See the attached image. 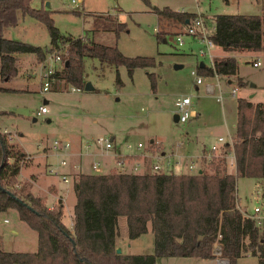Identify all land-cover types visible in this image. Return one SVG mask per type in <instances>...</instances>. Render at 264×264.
<instances>
[{
  "label": "rangeland",
  "instance_id": "1",
  "mask_svg": "<svg viewBox=\"0 0 264 264\" xmlns=\"http://www.w3.org/2000/svg\"><path fill=\"white\" fill-rule=\"evenodd\" d=\"M29 5L47 10L59 36L81 37L87 46L92 41L114 45L124 56L151 57L154 62L153 66L136 67L128 75L122 65L115 67L96 58L84 56L82 81L89 82L90 89L71 91V85L55 76L49 90L42 92L39 88L43 67L50 64L51 53L64 52L66 43L58 40L57 44L51 47L44 24L27 14L17 13L16 24L5 27L2 36L38 46L45 52L41 60H38L34 53H18L14 56L16 74L5 82L0 81V85L13 89L0 92V132L3 128L14 132L8 142L29 155L24 157L20 166H31L33 171L38 170V179L45 185H50V179L46 176L49 174L48 164L55 165L59 156H63L62 152H58L61 153L58 155L51 147V141L55 138H67L70 143L79 138L77 143L74 142L76 147L71 144V149L84 151L82 145L86 141L97 136H111L114 139L115 153L126 152L125 144L134 145L137 142L143 145V148L139 149L143 151L150 140H153L170 159L175 160L179 154L183 156L180 164L187 165L192 161L196 162L198 167L209 171L207 163L197 157L215 143L217 136H223L225 140L228 136L233 137L236 99L251 94L252 103H264L262 51L235 53V74L229 78L221 76L219 87L214 88L213 94L206 91L204 85L214 83L215 80L207 77H203L202 83L195 89L190 70L195 69L199 61L208 66L209 60L196 57L197 44H191L185 35L182 36V45H176L175 33L182 29V25L158 17L152 7H168L174 11L191 13L202 12L209 23H212L214 14H259V10L243 13L245 11H237L234 6L225 4L223 0H149V5L144 4L142 0H82L76 5H71L69 0H29ZM115 21L125 25V29L117 35L114 34ZM157 32L162 37L156 38ZM253 58L259 59V66L250 65L249 62ZM174 64H179L180 67L174 68ZM61 68L62 62L55 65L56 72ZM148 73L153 77V89ZM116 75L120 84L115 80ZM236 79H240L243 84L238 85ZM232 88L236 89L235 95L230 94ZM218 91L221 94V102L215 100ZM185 95H189L191 107L199 115L197 118L190 117L185 122L173 121L174 100ZM42 108L45 112H42ZM233 139L234 137L232 142ZM39 142H42L44 149ZM113 149L111 152H114ZM130 151L138 150L132 148ZM216 157L217 152L212 160L217 161ZM135 158L143 161L142 171H151L148 158ZM84 159V169L92 171L89 164L94 157L86 156ZM225 159L226 171L234 173L228 166V157ZM104 161L106 165L100 168V173L110 167L107 173L116 172L117 166L114 168L110 156L104 157ZM183 167L175 168L174 171H185L186 167ZM79 170L72 174V181L78 173H82ZM12 189L32 193L28 180H16ZM257 191H264V180L235 177V195L242 212L249 214L256 205L259 197ZM39 192L41 191L38 190L37 193ZM38 197H41L46 207L49 204L51 208L56 205L57 198L54 196L44 193ZM73 200L74 195L68 191L65 205L69 207ZM4 215L9 218V212ZM12 223L13 220H10L6 227ZM18 229L16 234L10 235L9 246L13 250L16 248L15 243L25 245L30 241L28 234L32 230L23 222H20ZM258 231L264 239V223L258 227ZM123 233L126 235L125 220L119 216L117 236ZM127 241L122 244L124 252L151 253L152 233L149 224L145 233L129 242V247ZM214 247L215 245L213 250ZM185 258L156 257L155 264H177V261H182L178 264H217L216 256L212 260H176ZM235 264H257V258L242 255L236 259Z\"/></svg>",
  "mask_w": 264,
  "mask_h": 264
},
{
  "label": "trees",
  "instance_id": "2",
  "mask_svg": "<svg viewBox=\"0 0 264 264\" xmlns=\"http://www.w3.org/2000/svg\"><path fill=\"white\" fill-rule=\"evenodd\" d=\"M149 5V0H142ZM167 21L182 26L196 14L152 7ZM27 14L44 24L51 47L57 41L67 44L62 68L55 72L68 85L83 88L82 58L122 65L130 75L136 67L153 66L151 57L124 56L116 46L98 42L84 44L81 37L59 36L47 10L33 8L29 0H0V81L16 74L13 64L18 53H34L41 60L45 50L27 42L4 38L5 27L17 22V13ZM212 42L228 51L264 53V0L259 14L212 16ZM125 29L115 21L114 34ZM162 37L159 32L156 38ZM198 74L233 76L234 57L213 58L212 67L196 65ZM153 89L152 74L148 73ZM115 80L120 84L116 75ZM238 85L243 82L236 79ZM0 85V92L12 91ZM232 152L234 173L226 171L224 154L208 161V170L197 173H78L72 181L71 230L62 222L60 200L48 208L40 197L22 189L13 190L21 162L26 154L7 141L0 132V213L11 208L18 218L36 233L33 252L6 251L0 236V264H154L156 257L214 258L213 245H219L218 257L235 264L242 255L256 256L264 264V239L258 227L237 206L235 177L264 180V103L236 99V119ZM228 148L227 146H225ZM124 217L128 239L147 231L152 233V252L126 254L116 252L117 219Z\"/></svg>",
  "mask_w": 264,
  "mask_h": 264
},
{
  "label": "built area",
  "instance_id": "3",
  "mask_svg": "<svg viewBox=\"0 0 264 264\" xmlns=\"http://www.w3.org/2000/svg\"><path fill=\"white\" fill-rule=\"evenodd\" d=\"M82 0H69V3L71 5H76L78 3H81ZM213 23H209L206 21V19L199 15L196 14L194 17L190 18L187 20V22L182 26V29L178 32L175 33V44L176 45H182L183 40L182 36L185 35L188 38L195 40L198 43V46L196 48V57L199 59L207 58L210 62V67H212V52L211 49L215 46V44L212 42L210 39V34L213 31ZM65 50L63 53L58 54L57 52L51 53L49 60L50 64L47 65L46 67H43V72L41 73V81H40V91L46 92L49 90L50 84H52L55 81V65L59 64L62 62V55L66 54V49H67V44H65ZM64 46V45H63ZM250 65L252 67H257L260 65V61L257 58H253L250 62ZM190 75L192 76V82L193 85H199L202 83V78L204 76L198 74L197 69H191L190 70ZM218 74L213 72L212 76L215 79L214 83H207L204 85L205 90L208 91L209 93L213 94L214 93V88L219 87L218 83ZM71 91H76L79 90V88H75L73 86L70 87ZM236 89L232 88L230 90L231 95H235ZM215 100L217 102H221V94L218 91L217 94H215ZM174 109L173 113L176 114L177 121L178 122H185L188 118L195 116V111L191 107V101L189 95L185 96H180L177 97L174 100ZM45 109L42 108V112ZM5 136L7 141L12 139L11 133H14L12 131H9L6 128H3L1 130ZM14 135V134H13ZM232 136H228V138L225 140L223 136H217L215 143L211 144L207 150H204L201 152V154L197 157V159L200 157L202 161L208 163L209 160H211L215 156V152H217L218 156H221L224 154V157H228V166L232 168V171H234V158H233V152H232ZM44 149V145L42 142H39ZM227 146L228 148H226ZM51 147L55 150L56 154H61L58 152H62L63 156H59L57 163L53 166H50L47 169V173L51 175H58L62 181H67V178L65 174L57 172L55 168L60 167V166H66L68 165V160L67 157L71 152V143L69 139L67 138H55L51 141ZM84 151L81 149L79 152L83 153H89L92 155H104L108 151H111L114 148V140L111 137H106V136H97L94 137L90 141H86L82 145ZM91 147L93 149H91ZM126 148V154H114L112 161L114 162V168L116 169V172H124V173H135L138 171L137 164L133 165L131 170L129 172H125L124 170V164L125 160H127L128 156L131 157H137L141 156L144 158H148L149 161L151 162V167H150V172L152 173H161V172H175V168H179L180 165H177L175 162L171 163V159L169 156H165L164 152L161 153V149L156 146V143L153 140H150L149 144L145 147L143 151H140L139 149L143 148V145L140 142L135 143L134 145L132 144H125ZM136 149L138 150L137 152H131V149ZM129 152V153H128ZM205 152V155H203ZM138 159V158H137ZM226 160V159H225ZM196 161V160H195ZM174 165H177L174 167ZM74 168L79 170L80 169V163L73 164ZM92 172L98 173L100 168L102 167V163H100V160L98 159H93L90 164H89ZM185 171H181L184 173H195L201 168L196 165V162L189 161L187 165H184L183 168ZM118 168H121V170H118ZM165 169V170H163ZM80 171V170H79ZM194 171V172H193ZM146 172V171H142ZM141 172V173H142ZM258 194V200L256 205H254L250 211L249 214H247L248 217H250L255 225L257 227L263 225L264 223V191H257ZM238 209V204L236 206ZM241 211V210H240ZM244 212V211H243ZM214 246V245H213ZM214 251L216 254H219V245L215 244Z\"/></svg>",
  "mask_w": 264,
  "mask_h": 264
},
{
  "label": "crops",
  "instance_id": "4",
  "mask_svg": "<svg viewBox=\"0 0 264 264\" xmlns=\"http://www.w3.org/2000/svg\"><path fill=\"white\" fill-rule=\"evenodd\" d=\"M223 1L227 5L234 6L237 11H241V12L245 11L243 13H247L246 11H252V10H254V11L255 10L256 11L259 10V13H260V0H223ZM192 13L199 14V15L203 16L202 12H192ZM239 14H241V13H239ZM190 43L191 44L195 43L198 46V43L195 40L190 39ZM211 52H212L213 58H222V57H229V56L235 58V56H236L235 53L245 52V51H228V50H223L220 47H218L217 45H215L211 49ZM246 52H251V51H246ZM254 52H256V51H254ZM199 63L203 64L202 61H199ZM221 76L222 75L218 76V78H217L218 81H219V78H221ZM207 78L214 79L213 77H207ZM228 78H226V79H228ZM197 86L198 85H194V88L196 89ZM243 98H246L247 100L250 101L251 100V94H249L247 97H243ZM195 113L196 114L193 117L197 118L199 113L198 112H195ZM19 135H21V134H19ZM111 138H113V137H111ZM78 140H79V138L73 140V142L71 141V144L76 147L75 143H77ZM113 151H114V149H113ZM123 153L126 154V152L115 153V151L114 152L108 151L104 155H92V154H89V153H83V152L80 153L79 149L74 150V148H73V149H71V152H70V154L67 157L68 165L55 168L57 170V172L65 174V176L67 178V181H62L61 178L58 175H51V174L49 175L48 174L46 176H48V178L50 179L49 180L50 185H45V184L41 183L39 181V179H38V176H37V174L39 173L38 170L37 171L36 170L33 171L34 169H32L31 166L25 167L23 165L20 166L19 172L16 175V180L17 181H19V180H28L29 190L32 192L31 194L34 195V196H37V195L38 196H42V195H44V193H46V195L54 196L55 198H57V200H60V204L62 206V213H63L62 214V222L66 226V228L71 230V227H72L71 215H72V205L74 203V200L70 204V206L68 207V206L65 205V198H66V196L68 194V191L72 192V180H71L72 174L76 173L78 171L77 169L74 168L73 164L80 163V165H81L80 166V172H82V173H93L92 171H86L84 169V165H85V162H84L85 159L84 158L86 156H93L94 159L100 160V163H102V166H104V165H106L105 161H104V157L110 156L111 159H112L114 154H123ZM161 153H163V152H161ZM27 156H29V155L26 154V157ZM176 156H177V158L175 160L171 159V163L175 162L177 165H180V167L184 166V164H180L183 161V158H182L183 156H181L179 154L176 155ZM184 162H185V160H184ZM135 164H137V168H138V171L135 172V173H141L142 172V167H143V161L140 160V159H137L135 157H131V156H128L127 160H125L124 169L127 172H129L131 170L132 166L135 165ZM177 165H174V167L177 166ZM50 166L51 165L49 163L48 166H47V169ZM110 168L107 171L102 172V173L109 172ZM98 173H100V172H98ZM174 173H180V172H174ZM181 173H184V172H181ZM58 178H60V180ZM55 188L57 190L54 191ZM38 190L41 191V192L37 193ZM72 194H73V192H72ZM56 203H57V201H56ZM47 206L49 208H51L50 204L47 205ZM13 210L14 209L9 208V209L3 211L2 213H0V236H1V240H2V247L6 251L33 252L35 250V248H36V233L32 229L31 230L34 233H32V231H30V232L28 231L29 232L28 236H29V240L30 241L26 242L25 245H24V243H18L17 242V243H15V247L16 248L14 250L10 248L11 246H9V242H10L9 240H10L11 236L16 234L19 231L18 228H20V222H23V221H21L18 218L17 212L15 210L14 211ZM6 212H9V218H6V216L4 215V214H6ZM10 220H13V223L10 224L9 227H6L7 226L6 224L10 223ZM126 236L127 235H125L124 233H123V235L121 234V236H119L120 238L118 236H116V238H115V245H116L115 249H118L119 252L126 253V254H141V253H128V252H124L123 251V248H122V244H124L123 241L128 240L127 241V246L129 247L130 246L129 242H131L132 240L136 239V238L126 239L127 238ZM7 247H9V248H7ZM212 252L216 256L215 262L217 264H226V260L225 259L219 258L218 254H216L214 252V250ZM188 258H191V259H188ZM197 259H200V258H197ZM176 260H184L185 262H188V260H194V258L193 257H186L185 259H176ZM200 260H212V258L200 259ZM177 262L180 263L182 261H177Z\"/></svg>",
  "mask_w": 264,
  "mask_h": 264
},
{
  "label": "water",
  "instance_id": "5",
  "mask_svg": "<svg viewBox=\"0 0 264 264\" xmlns=\"http://www.w3.org/2000/svg\"><path fill=\"white\" fill-rule=\"evenodd\" d=\"M199 64L202 65V63H199ZM173 67H174V68H178V67H180V65H179V64H174ZM83 88H84L85 90L90 89V84H89V82H85ZM172 118H173V121H177L176 114H173V117H172ZM199 172H200V170L197 171V173H199ZM115 250H116V252H119L118 249H115Z\"/></svg>",
  "mask_w": 264,
  "mask_h": 264
}]
</instances>
